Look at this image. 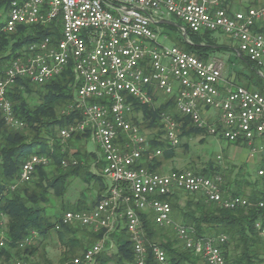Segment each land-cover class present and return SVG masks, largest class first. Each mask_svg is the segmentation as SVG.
<instances>
[{
	"label": "built area",
	"instance_id": "built-area-1",
	"mask_svg": "<svg viewBox=\"0 0 264 264\" xmlns=\"http://www.w3.org/2000/svg\"><path fill=\"white\" fill-rule=\"evenodd\" d=\"M5 1V0H0ZM229 0H9L4 31L14 33L21 25L47 26L58 22L61 38L50 37L28 46L0 74V111L6 124L22 129L9 99L18 77L43 85L60 76L72 63L74 73L72 109L81 119L60 132L62 142L77 133H90L101 168L97 171L106 188L89 211L65 212L57 226L79 225L105 230L101 240L86 250L75 264H100L97 256L115 246L111 234L125 228L133 242L134 264H146L147 247L139 211L151 210L155 223L172 226L183 244L202 256L207 264H226L220 245L226 236L199 238L195 230L172 221L173 208L166 198L177 192L201 193L226 209L251 206L241 196H224L221 175L206 176L192 170L168 173L137 168L146 156L153 161L163 155L151 148L149 135L132 120L134 101L152 106L158 88L175 98L176 110L207 133L230 143L244 144L251 156L260 155L256 178L264 194V93L238 84L223 86L224 63L218 57L204 61L178 46L160 45L157 25L166 14L194 33L220 32L235 42L238 52L262 68L264 75V6L233 12ZM187 36V35H186ZM188 41V39H186ZM164 139L171 148L182 142L181 124L162 114ZM218 158H220L218 156ZM51 159L31 155L22 165L17 184L30 182L38 167ZM73 163H76L73 161ZM97 163V161H96ZM93 164L94 166L96 165ZM62 164L67 166V161ZM94 168V167H93ZM97 168V167H96ZM259 205L262 207L263 202ZM256 227L264 241V227ZM3 243L0 242V246ZM160 264H167L163 248L153 246ZM11 264H30L15 260Z\"/></svg>",
	"mask_w": 264,
	"mask_h": 264
},
{
	"label": "trees",
	"instance_id": "trees-1",
	"mask_svg": "<svg viewBox=\"0 0 264 264\" xmlns=\"http://www.w3.org/2000/svg\"><path fill=\"white\" fill-rule=\"evenodd\" d=\"M8 3L9 0L0 1V17L2 15L5 19ZM2 20H0V74L13 61L23 57L29 45L46 37H50L54 43L61 38L58 22L47 26L21 25L14 33H7L4 31L5 23ZM174 28L178 30L177 27ZM256 30L264 32V23L258 25ZM179 31L182 36L180 29ZM212 34L210 31L194 33L186 28L188 41L183 39L186 47L184 50L207 61L215 57V53L232 49L227 45L217 44ZM233 49L237 50V58L242 63L260 75L258 71L262 70L261 67L240 54L237 46ZM260 76L261 78L256 81L260 86L257 91L264 93V76ZM73 84L72 63L68 64L60 76L43 85H36L27 78L18 77L10 88L8 97L13 104L15 116L24 123V127L16 129L8 126L0 111V242L3 243L0 246V264H11L15 260L30 264H54L48 257L47 248L56 242L61 248L58 264H75L74 260L81 259L86 250L101 240L105 233V230L96 232L79 225L61 224L57 228L65 212L89 211L94 208L106 188L103 177L98 172L91 171L96 161V167L102 166L98 156L94 152H87L86 146L83 145L90 141V133H77L66 142H62L60 138L62 129L81 119L78 111L71 108L74 99ZM26 96L36 97L39 102L31 105ZM134 111L143 113L145 128L158 129L149 137V142L152 149L163 150L165 160L174 157L176 148L169 147L164 139L162 114L172 115L181 124V137L207 133L206 129L195 126L188 116L176 110L174 97H169L159 106L142 105L134 101ZM132 120L139 125L135 116H132ZM77 142L80 145L69 155L70 144ZM33 154L47 155L51 159L50 164L47 167H38L30 182L13 188L17 184L23 163ZM63 161H67V166L62 164ZM160 165V160L150 162L145 156L137 168L145 167L156 172ZM214 169L210 165L193 172L211 176L215 172ZM78 177L99 184L97 197L91 205H87L85 199H79L71 206H66L61 199L68 191L71 180ZM245 182L252 186L251 192L245 195L243 191L238 190L232 195L248 198L252 202L251 206L226 209L208 201L201 193L183 192L190 197L184 207L176 203L181 192L166 198L172 208L180 212L181 224L193 228L197 237L226 236V241L220 245L226 264H264V241L256 227L257 221L264 227V205L262 207L259 205L260 202L264 203L261 180L257 179L254 183L247 180ZM242 184L238 186H243ZM224 186L230 185L223 182L221 185L223 193ZM53 197L61 201L60 206L50 205ZM138 213L148 252L146 264H160L153 254L155 245L165 251L167 264H207L201 255L188 249L184 244L179 245L178 242L181 240L178 237L177 241L166 238L168 232H175L174 228L156 224L151 210ZM111 238H117L115 246L110 248V244H107L106 249L97 256L99 263L134 264L133 242L126 229L122 228L119 233H112Z\"/></svg>",
	"mask_w": 264,
	"mask_h": 264
},
{
	"label": "rangeland",
	"instance_id": "rangeland-1",
	"mask_svg": "<svg viewBox=\"0 0 264 264\" xmlns=\"http://www.w3.org/2000/svg\"><path fill=\"white\" fill-rule=\"evenodd\" d=\"M245 3H253L251 7L264 6V0H233L235 4L240 5ZM3 19V23H6V19L1 15L0 20ZM159 31L160 30L159 28ZM213 37L220 38L223 42L230 39L229 36L224 35L220 32H213ZM165 46H178L179 48L185 49V41L181 38L179 30L176 32H165L164 35L160 37ZM224 63L223 77L237 79L238 85L249 87L250 89L259 90L260 86L256 84V81L261 78V76L253 72L252 69L247 67L239 58L232 56L229 58L228 55H216ZM261 71V70H260ZM260 71H258L260 73ZM264 71V70H263ZM264 76V75H263ZM153 96L156 98L154 106H159L161 103L165 102L169 97L164 95L161 90L155 88L152 92ZM27 100L31 105L39 102L36 97L26 96ZM132 116H135L139 122V126L143 129L144 133L153 135L158 129H147L145 128L146 121L143 118V113L141 111H134ZM144 127V128H143ZM86 143V142H85ZM87 152L97 150L96 146L91 142H87L86 145ZM82 144V143H81ZM80 144L74 143L69 146V155L75 152ZM81 147V146H80ZM250 151V148L246 146ZM84 149V148H83ZM36 150V149H35ZM218 156L220 158H218ZM244 149L241 147H234L233 143L227 142L224 139L217 138L214 135L208 133H200L192 137H182V142L180 146L176 147L175 155L172 159H164L163 155L158 157L163 170H158L159 172H166L169 169H179V170H201L206 166H212L215 168V172L211 176L221 175L223 177L224 184L230 186H238L243 183V186H249L245 180L254 183L257 181L256 173L258 169V164L260 162V155L250 157L248 159H243ZM210 164V165H209ZM91 171H99L96 165H92ZM168 169V170H167ZM99 191V184L95 181H86L83 178H74L71 180V184L68 188L66 194L62 197L61 201L66 206H71L76 203L79 199H85L87 205H91L93 200L96 199L97 193ZM182 193V194H181ZM177 198L176 203L179 206L184 207L187 199L190 197L181 192ZM51 206H60V200L53 197ZM54 208V207H53ZM172 221L174 224H181L182 216L179 211L173 209ZM175 231V230H174ZM170 240L177 241V234L175 232H168L167 237ZM56 241V240H55ZM166 239L164 238V242ZM58 242H56L57 244ZM51 244L48 248V257L53 261L54 264H58L60 257L61 248L57 244ZM179 245L182 246L180 242ZM56 245V246H55ZM59 246V247H58Z\"/></svg>",
	"mask_w": 264,
	"mask_h": 264
},
{
	"label": "crops",
	"instance_id": "crops-1",
	"mask_svg": "<svg viewBox=\"0 0 264 264\" xmlns=\"http://www.w3.org/2000/svg\"><path fill=\"white\" fill-rule=\"evenodd\" d=\"M240 2L241 3L239 5V4H235L233 2V0H230V2L228 3L227 7H228V9L230 11L238 12V11H244V10L248 9L249 7L253 6L252 5L253 3L242 4V1H240ZM251 2H253V0ZM164 17H165L164 21L160 22L157 25V30L159 31V28H160V30H162V31H159L161 33V36L164 35L165 32H169V31L173 32V33L176 32L177 29H175L174 27H177L178 30L180 29L179 23L175 20V18L173 16L166 14ZM179 33H180V31H179ZM160 37H159V41L158 42L160 43V45H164V43H163V41H161ZM214 39L217 42V44H219V45L220 44L227 45L230 48H232V49H230V50H228L226 52H223V53H215V55L226 54V55H228L229 58H232V56H236L237 57V55H238L237 50L233 49V48H235L236 44H235V42L233 41L232 38H230L229 40L224 41V42L220 38H217V37H214ZM233 78L229 79V78H224L223 77V81H222L223 86H227L229 84H238L237 79H233ZM233 146L234 147H240V148L242 147L244 149V156H243L242 160L248 159V155H250V157H253V156H251L250 151L248 150V148H246V145L233 143ZM91 152H94V151H91ZM260 164H261V158H260V162L258 164V167L260 166ZM97 169H99V168L97 167ZM163 169H164L163 166L160 165V166L157 167L156 172H159L158 170H163ZM170 170H172V169H169L168 171H166L164 173H168ZM159 173H163V172H159ZM251 189H252V186H224V196L232 195L233 192H236L238 190L243 191L245 193V195H247V194H249L251 192ZM180 243L183 245L182 241H180Z\"/></svg>",
	"mask_w": 264,
	"mask_h": 264
},
{
	"label": "water",
	"instance_id": "water-1",
	"mask_svg": "<svg viewBox=\"0 0 264 264\" xmlns=\"http://www.w3.org/2000/svg\"><path fill=\"white\" fill-rule=\"evenodd\" d=\"M181 38L186 40L187 39L186 34L182 35Z\"/></svg>",
	"mask_w": 264,
	"mask_h": 264
}]
</instances>
